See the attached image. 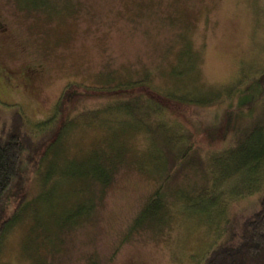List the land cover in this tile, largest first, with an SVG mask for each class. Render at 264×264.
Here are the masks:
<instances>
[{
  "label": "rangeland",
  "instance_id": "obj_1",
  "mask_svg": "<svg viewBox=\"0 0 264 264\" xmlns=\"http://www.w3.org/2000/svg\"><path fill=\"white\" fill-rule=\"evenodd\" d=\"M33 2L0 0V136L19 113L29 138L0 264H204L264 191V0ZM122 146L61 235V186ZM156 193L166 216L131 230Z\"/></svg>",
  "mask_w": 264,
  "mask_h": 264
},
{
  "label": "trees",
  "instance_id": "obj_2",
  "mask_svg": "<svg viewBox=\"0 0 264 264\" xmlns=\"http://www.w3.org/2000/svg\"><path fill=\"white\" fill-rule=\"evenodd\" d=\"M16 3L19 4V9L26 11L38 8L34 7L36 2L33 0H16ZM20 3L24 7L20 8ZM45 7L46 3L41 4L38 9ZM20 123V114L16 113L12 121L13 130L5 136H0V201L6 191L13 186L19 171L23 150L27 148L29 143V138L22 132ZM259 130L264 136V130L257 128L256 131L259 132ZM147 135L149 137V134ZM245 137L246 134L243 138ZM262 146L264 148V145ZM116 148H118L117 154L116 152L115 154L110 153L113 157L107 156L105 158L106 154H104L103 158L97 161L96 171L81 173L74 177L76 183H79V187L73 181L61 186V226L58 228L61 235L69 233L73 227L83 224V221L90 217L94 210L96 194L101 193L110 182L112 171L105 165L104 160L108 159L107 161L112 164L125 151L123 146ZM258 154L260 155L261 152ZM208 199L212 205L216 204V196L212 197L211 195ZM23 203L19 205V208ZM165 213V204L160 200L159 194L156 193L135 217L131 230L146 228L148 225L146 223H149L148 220L153 221L157 214L165 217ZM234 238L235 236L232 234L229 242L211 250L205 257L204 264H264V191L259 198L257 211L243 221L241 233L236 240ZM62 241L61 238V249ZM43 245L49 248L48 245ZM57 247L56 249H58Z\"/></svg>",
  "mask_w": 264,
  "mask_h": 264
},
{
  "label": "flooded vegetation",
  "instance_id": "obj_3",
  "mask_svg": "<svg viewBox=\"0 0 264 264\" xmlns=\"http://www.w3.org/2000/svg\"><path fill=\"white\" fill-rule=\"evenodd\" d=\"M30 71H31V67H30ZM5 72V71H3ZM6 75H9L11 79H16V80H24V76H23V73H19V72H15L14 74L12 72H5ZM13 75H15L16 77H13ZM1 80V79H0Z\"/></svg>",
  "mask_w": 264,
  "mask_h": 264
}]
</instances>
